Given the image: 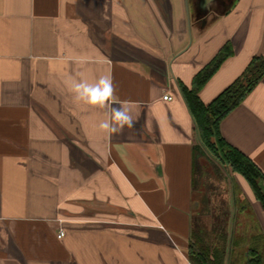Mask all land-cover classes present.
Wrapping results in <instances>:
<instances>
[{
    "label": "crops",
    "instance_id": "obj_1",
    "mask_svg": "<svg viewBox=\"0 0 264 264\" xmlns=\"http://www.w3.org/2000/svg\"><path fill=\"white\" fill-rule=\"evenodd\" d=\"M228 43L205 105L264 60V0H0V264H192V231L210 259L219 246L239 264L257 245L264 258L248 181L223 168L220 202L193 182L200 140L182 89ZM105 75L133 107L121 134L70 91ZM220 132L264 182V76Z\"/></svg>",
    "mask_w": 264,
    "mask_h": 264
},
{
    "label": "trees",
    "instance_id": "obj_2",
    "mask_svg": "<svg viewBox=\"0 0 264 264\" xmlns=\"http://www.w3.org/2000/svg\"><path fill=\"white\" fill-rule=\"evenodd\" d=\"M232 56L229 45H225L218 53L214 61L196 73L190 88H183V96L189 106L199 134L200 144L193 148V182L197 184V177L201 159L207 162H214L222 168L229 169L234 173L243 176L258 199L264 204V194L258 186L263 175L255 164L244 154L230 146L222 137L220 132L221 121L245 98L254 86L264 76V60L254 58L243 74L219 94L210 104L205 105L199 93L211 79L215 71L225 60ZM224 212V213H223ZM222 216L228 218L227 211H222ZM203 235L200 232L192 231L191 240L188 246V255L192 264H224L225 251L219 246L213 251V257H208L209 250L202 245ZM223 239H226L224 234ZM208 251H206V250ZM250 264H263V257H250Z\"/></svg>",
    "mask_w": 264,
    "mask_h": 264
},
{
    "label": "clouds",
    "instance_id": "obj_3",
    "mask_svg": "<svg viewBox=\"0 0 264 264\" xmlns=\"http://www.w3.org/2000/svg\"><path fill=\"white\" fill-rule=\"evenodd\" d=\"M70 91L74 94L76 102L109 110L110 114L98 126L101 131L115 135L121 134L125 128L135 126L132 105L129 102L117 105L113 100L115 85L110 75L101 76L95 82H89L87 79L73 80Z\"/></svg>",
    "mask_w": 264,
    "mask_h": 264
},
{
    "label": "rangeland",
    "instance_id": "obj_4",
    "mask_svg": "<svg viewBox=\"0 0 264 264\" xmlns=\"http://www.w3.org/2000/svg\"><path fill=\"white\" fill-rule=\"evenodd\" d=\"M200 168H198L199 173L197 177V182L203 183L204 186L210 185L213 186L214 192L217 194L218 201L222 198L220 197V193H225V174L224 170L221 166L214 162H207L205 159H201L198 163ZM200 176V177H199ZM220 198V199H219ZM221 201V200H220ZM219 201V202H220ZM249 252L247 255L242 259V257L238 258V262L243 263L246 257H257L261 255L260 248L258 245L253 248H249ZM251 259L247 260L250 261Z\"/></svg>",
    "mask_w": 264,
    "mask_h": 264
},
{
    "label": "water",
    "instance_id": "obj_5",
    "mask_svg": "<svg viewBox=\"0 0 264 264\" xmlns=\"http://www.w3.org/2000/svg\"><path fill=\"white\" fill-rule=\"evenodd\" d=\"M258 186H259V188L261 189V191H262L263 194H264V182H263V180H259V182H258Z\"/></svg>",
    "mask_w": 264,
    "mask_h": 264
},
{
    "label": "built area",
    "instance_id": "obj_6",
    "mask_svg": "<svg viewBox=\"0 0 264 264\" xmlns=\"http://www.w3.org/2000/svg\"><path fill=\"white\" fill-rule=\"evenodd\" d=\"M163 99H164V100H168V99H169V96H168V95H165V96L163 97ZM62 236H64V235H63V232H61V234H59L58 237H59V238H62Z\"/></svg>",
    "mask_w": 264,
    "mask_h": 264
}]
</instances>
